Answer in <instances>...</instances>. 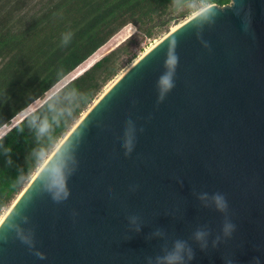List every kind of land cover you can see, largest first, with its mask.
<instances>
[{
	"label": "water",
	"instance_id": "obj_1",
	"mask_svg": "<svg viewBox=\"0 0 264 264\" xmlns=\"http://www.w3.org/2000/svg\"><path fill=\"white\" fill-rule=\"evenodd\" d=\"M177 241V264H264V0L210 4L135 60L0 219V264H168Z\"/></svg>",
	"mask_w": 264,
	"mask_h": 264
},
{
	"label": "trees",
	"instance_id": "obj_2",
	"mask_svg": "<svg viewBox=\"0 0 264 264\" xmlns=\"http://www.w3.org/2000/svg\"><path fill=\"white\" fill-rule=\"evenodd\" d=\"M230 0H0V218L104 87L148 40ZM135 32L46 96L124 27ZM72 33L62 44V35ZM47 124V131L40 132ZM5 148L12 163L7 164Z\"/></svg>",
	"mask_w": 264,
	"mask_h": 264
},
{
	"label": "clouds",
	"instance_id": "obj_3",
	"mask_svg": "<svg viewBox=\"0 0 264 264\" xmlns=\"http://www.w3.org/2000/svg\"><path fill=\"white\" fill-rule=\"evenodd\" d=\"M208 15L214 16V15H216V13L209 10ZM71 37H72L71 32L64 33L62 35V44L67 45L70 42ZM177 63H178V57L177 56H175V55L169 56V58L167 60V65L169 66L170 70L168 72H166L165 74H163L159 79V85L161 86V88L164 91H168L175 86L174 82H173V74H174V69H175V66L177 65ZM45 131H47V124L42 125L40 128V132L43 133ZM125 146L128 147V145H125ZM10 152H11V150L9 148H5V155L7 157H9L7 159V164H9V165L12 163L10 156H9ZM56 187H57V190L55 191L53 198L57 201H60L62 199H66L68 197V191L66 190L64 184L61 182ZM214 199H215L216 204L219 208H221V209L226 208V202L222 196L216 195L214 197ZM233 227L234 226H232V225H227L225 231L228 232ZM196 235H197V238H200L203 235V233L198 232ZM183 248H184L183 242L177 241L175 244L176 251L173 253H170L166 257L168 264H177V261H180L182 259V257L179 255V253L183 250ZM189 254H190V258H191V252H189ZM40 258L43 259V256L41 255ZM257 264H259L258 261H257Z\"/></svg>",
	"mask_w": 264,
	"mask_h": 264
},
{
	"label": "rangeland",
	"instance_id": "obj_4",
	"mask_svg": "<svg viewBox=\"0 0 264 264\" xmlns=\"http://www.w3.org/2000/svg\"><path fill=\"white\" fill-rule=\"evenodd\" d=\"M203 8L198 9L197 11L193 12L191 15H193L194 13L200 11ZM190 15V16H191ZM189 16V17H190ZM188 17V18H189ZM186 18V19H188ZM185 19V20H186ZM183 20V21H185ZM183 21H180L179 23L176 24H172L169 28V30L167 32L162 33L161 35H159L158 37L148 40L145 45H144V50L137 56L136 59H134L131 63L127 64L121 71L120 73L110 82L108 83L104 89L103 92L106 90V88H108L126 69L129 68V66L134 63L135 60H137L145 51H147L150 47H152L156 42H158L161 38H163L170 30H172L174 27L180 23H182ZM135 32V27L132 25H128L126 27H124L119 33H117L112 39H110L104 46H102L99 50H97V54L101 57L103 56L105 53H107L108 51H110L111 49H113L115 46H117L120 42H122L125 38H127L128 36H130L132 33ZM99 57V58H100ZM96 61V60H95ZM94 62V61H93ZM92 64V63H91ZM86 63H83L81 66H79L75 71H73L71 74H69L66 78H64L60 83H58L53 89H51V91H49L47 93L46 96H49L50 94H52L54 91H56L57 89H59L62 85H64L66 82H68L70 79H72L73 77L77 76L79 74V72L84 69H86L87 67H85ZM102 92V93H103ZM101 93V94H102ZM100 94V95H101ZM99 95V96H100ZM98 96V97H99ZM42 103V100H38L36 102H34L33 104H31L27 109H25L24 111H22L15 119H13L10 123V125H7L5 127H3L0 130V134H4L6 131H8L13 125H15L16 123H18L24 116H26L28 113L32 112L35 108H37L40 104ZM93 104V103H92ZM88 110V109H87ZM86 112V111H85ZM84 112V113H85ZM83 113V114H84ZM60 143V142H59ZM7 211V210H6ZM6 212H4L3 214H5Z\"/></svg>",
	"mask_w": 264,
	"mask_h": 264
},
{
	"label": "bare ground",
	"instance_id": "obj_5",
	"mask_svg": "<svg viewBox=\"0 0 264 264\" xmlns=\"http://www.w3.org/2000/svg\"><path fill=\"white\" fill-rule=\"evenodd\" d=\"M130 26V25H129ZM174 27V26H173ZM105 47V46H104ZM99 55L97 54V52H95L88 60H86L84 63H86V65H85V67H87V66H89V65H91V63H93V61H95V60H97V59H99ZM81 66V65H80ZM82 72V70L79 72V73H81ZM107 89V88H106ZM2 129V128H1ZM0 129V130H1ZM2 134H0V136H1ZM6 212V211H5ZM4 216V214L2 215V217ZM1 217V218H2ZM0 218V219H1Z\"/></svg>",
	"mask_w": 264,
	"mask_h": 264
}]
</instances>
